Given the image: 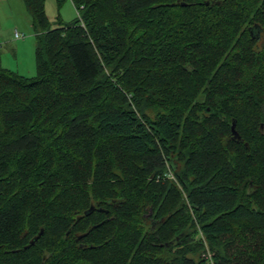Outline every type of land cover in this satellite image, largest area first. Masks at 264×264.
Masks as SVG:
<instances>
[{
    "label": "trees",
    "instance_id": "obj_1",
    "mask_svg": "<svg viewBox=\"0 0 264 264\" xmlns=\"http://www.w3.org/2000/svg\"><path fill=\"white\" fill-rule=\"evenodd\" d=\"M22 1L0 264H264V0Z\"/></svg>",
    "mask_w": 264,
    "mask_h": 264
},
{
    "label": "rangeland",
    "instance_id": "obj_2",
    "mask_svg": "<svg viewBox=\"0 0 264 264\" xmlns=\"http://www.w3.org/2000/svg\"><path fill=\"white\" fill-rule=\"evenodd\" d=\"M45 11L53 26L69 22L77 16L71 0H65L57 8L55 0H45ZM29 12L22 0H0V58L3 67L22 75L34 76L35 31L32 28ZM14 30L24 34L23 39H14Z\"/></svg>",
    "mask_w": 264,
    "mask_h": 264
},
{
    "label": "built area",
    "instance_id": "obj_3",
    "mask_svg": "<svg viewBox=\"0 0 264 264\" xmlns=\"http://www.w3.org/2000/svg\"><path fill=\"white\" fill-rule=\"evenodd\" d=\"M14 36H15V38H22V37H24V34L21 32L15 31ZM202 255H203V257L207 258L211 264H213V262L211 260V254L209 251L203 253Z\"/></svg>",
    "mask_w": 264,
    "mask_h": 264
},
{
    "label": "water",
    "instance_id": "obj_4",
    "mask_svg": "<svg viewBox=\"0 0 264 264\" xmlns=\"http://www.w3.org/2000/svg\"><path fill=\"white\" fill-rule=\"evenodd\" d=\"M234 125H235L234 122H232L231 130H232L233 133H236V132H235V129H234ZM89 210H91V208H90ZM41 232H42V230L39 232V234H40ZM36 238H37V237H34V238L29 242V244L34 243V241H35ZM29 244H28V245H29ZM28 245H27V246H28ZM27 246H26V247H27Z\"/></svg>",
    "mask_w": 264,
    "mask_h": 264
},
{
    "label": "crops",
    "instance_id": "obj_5",
    "mask_svg": "<svg viewBox=\"0 0 264 264\" xmlns=\"http://www.w3.org/2000/svg\"><path fill=\"white\" fill-rule=\"evenodd\" d=\"M15 31H18V30H14V32H15ZM18 32H19V31H18ZM13 38L16 39V40H17V39H23V38H15L14 34H13Z\"/></svg>",
    "mask_w": 264,
    "mask_h": 264
}]
</instances>
